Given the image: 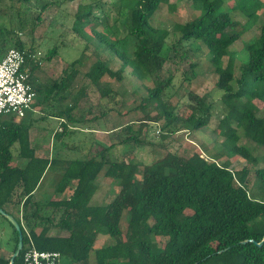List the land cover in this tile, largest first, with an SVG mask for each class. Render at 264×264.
Here are the masks:
<instances>
[{
	"label": "trees",
	"instance_id": "trees-1",
	"mask_svg": "<svg viewBox=\"0 0 264 264\" xmlns=\"http://www.w3.org/2000/svg\"><path fill=\"white\" fill-rule=\"evenodd\" d=\"M15 1L21 6L16 7ZM33 1L39 4V11L33 9ZM73 1L0 0V60L10 48L26 52L29 80L46 102L47 115L39 119L60 120L54 140L63 147H67L63 140L68 136L96 124L124 104L123 93L116 86L127 77L136 80L146 90L136 108L142 116L137 128L134 121L123 126L120 144L143 146L153 155L162 149L169 152L152 164L133 158L126 161L124 156L112 160L113 144H99L83 157L40 156L30 133L38 119L2 117L0 208L18 219L24 243L15 264H24L30 238L39 250L60 251L64 264H264V166L261 158L240 142L239 133L247 122L246 136L264 148V115L254 102L264 103V23L259 34L243 45L246 59L240 62L237 73L240 55L234 45L248 33L252 15L243 8L245 0H236L228 9L226 0H185L193 8L192 15L186 22L175 23L172 30L153 24L162 5L172 6L169 0L80 3L72 30L85 42L82 54L66 64L61 77L42 82L37 76L42 63L38 49L23 40L19 30L28 27L32 36L45 11ZM99 8L103 17L96 13ZM239 11L247 15V23L236 19ZM22 12L31 16L30 22L24 21ZM123 15L126 33L111 38L105 30L113 28ZM89 23L97 26L86 31ZM91 45H95L93 53L98 57L73 93L80 67L91 58ZM204 48L215 67V91L223 103V114L213 133L221 129L224 139L218 155L211 159L204 155L208 148L204 143L201 151L190 156L173 152L168 145L171 136L183 130L206 131L213 118L214 102L208 103L209 94L188 91L183 107L190 113L184 116L181 104H173L170 92L177 73L181 72L184 81L198 77L197 55ZM99 51L109 60L102 59ZM58 52L56 45L44 59L52 60ZM110 60L119 63L116 69ZM148 80L153 87L147 86ZM91 92L98 93L101 109L97 111L92 106L81 107L83 100L92 99ZM152 123L161 127L160 148L147 136L142 139L144 129ZM222 157L227 159L220 163ZM235 157L244 162L240 169L233 168ZM48 172L60 175L56 192L62 198L43 203L34 199V193ZM100 177L116 183V194L107 204L92 203ZM15 209L20 210L21 218ZM3 218L14 229L13 254L19 232ZM53 228L65 230L67 235H50ZM100 231L113 243L96 248ZM11 256L0 255V264H10Z\"/></svg>",
	"mask_w": 264,
	"mask_h": 264
},
{
	"label": "rangeland",
	"instance_id": "rangeland-1",
	"mask_svg": "<svg viewBox=\"0 0 264 264\" xmlns=\"http://www.w3.org/2000/svg\"><path fill=\"white\" fill-rule=\"evenodd\" d=\"M94 1L97 0H75L62 6H53L49 8L42 15L43 21L41 24L37 25L32 36L28 27L19 30L20 37L23 40L29 42L30 45L33 44V46L38 49V58L42 60V63L40 65L39 71L37 72V76L42 82L51 79L54 80L61 77L66 64L73 62L81 56L85 42L80 40L72 30L74 14L80 3H92ZM110 1L112 0H104V2L106 3ZM169 1L172 6L170 7L168 4L162 5L155 15L153 24L163 29L172 30L175 23L186 22L190 18L193 12V8L185 0ZM236 2V0H233L231 2L230 0H226V9H228L227 7H234ZM31 4L33 6V9L37 11L40 10L39 4L36 1H33ZM14 5L16 7L21 6L20 1H15ZM25 8L26 6H23V10H25ZM243 8L248 10L252 15L249 18L250 23L248 25L247 15L242 13L241 11L236 12V19L241 23H247V26H249L248 33L245 34V36H243L241 40L234 45V49L240 55V58L236 61L237 73L240 62L246 59V52L242 50L243 45L259 34L260 28L264 23V0H245ZM96 13L100 17H103V11L101 8L97 9ZM22 18L24 19V21L25 19H28V21L30 22L31 16L22 12ZM96 26L97 23H89L85 29L86 31H91V29ZM105 32L111 38L124 36V34L126 33V16L123 15L121 21L116 23L113 28L106 29ZM56 45L59 46L58 55L55 56L52 60L44 59L48 50ZM93 50H95V45H91L88 51V54L91 55V58L88 60V62H86V65L84 67H80V75L78 76L73 86V93H76L81 87L85 80V73L89 70L90 66L96 61L98 57L95 56ZM98 53L102 59L109 60L107 54H102L101 51H99ZM197 58L199 60L198 77L196 79H192L191 81H184L182 76H180L181 72L177 73L174 81V88L170 90V92L172 93L171 99L173 101V104H177L178 102L181 104V113L184 116H187L190 111L187 107H183V105L186 104L187 101L186 93L188 91H194L195 93L200 95L209 94L210 99H208V103H210L211 101L214 102L213 118L206 131L199 130L191 132L189 130H183L171 136L168 145L171 151L178 152L181 155L190 156L195 151H201L200 147L204 143L209 148H206L204 155L211 159L213 158V156L218 155V152L221 149L220 143L224 139V136L221 134V129L216 132V135L213 133V130L218 123V119L221 118L223 114V103L220 93L215 91V80L217 76L215 74V67L211 62V56L208 53V50L206 48L202 49V51L197 55ZM227 62L228 58L226 57L224 59V65H226ZM109 63L113 69H116L119 65L117 61L110 60ZM127 76H131V74H128ZM106 80H109V78L106 77ZM147 86L153 87V83L151 80L147 81ZM116 88L123 93L124 104L118 105L117 107L113 105V107H115V109H113L115 114H112L113 111L108 113L109 116L111 115L110 118L112 117V115L114 116L113 118L115 120V124H117L118 122V125L120 126L119 131L115 132V134L119 133L121 143L123 139L122 128L126 123L134 121L135 127L137 128L139 126L137 120L142 116V112L136 108L145 96L146 90L142 88L136 80L130 77H127L123 82L117 85ZM97 94V92H91L92 99L83 100L81 102V107L88 109L89 106H92V109L96 111L98 109H101V105L98 104L97 101ZM254 102L261 109V113L259 114L264 115V103L260 100H255ZM105 104L108 105L109 103L107 102ZM45 107L46 102H43L42 97L38 95L37 103L35 105L36 110L30 111V118H38V120L35 121L34 126L30 132L33 144L41 150L43 155L46 156L58 155L62 157L72 158L73 156L83 157L87 155L91 148L88 137L84 138L82 136V131H79V133H77L78 136L75 140L76 143L79 144V149L73 150V152H70V150L66 149V147H63L61 142L60 144L55 142L54 133L58 130L60 121L59 119H56L54 117L39 119L42 116L47 115V111H44ZM57 108H61V105H58ZM87 109L84 113L87 112ZM39 111H41L40 114ZM87 116L90 117L91 115L88 113ZM109 122L110 121L107 120V123L104 124L105 128L112 127L111 122ZM247 126V122H245L243 127L239 130V133L242 136L240 142L247 144L251 148L252 153L255 156L261 158V166H264V148L260 147L246 136L244 131ZM158 129H161L159 124H150L147 128L144 129L142 139L146 138L147 136L149 139L156 142L157 148H160L161 145L159 144H162L163 140L161 139V135L157 134ZM72 140V138H66L63 140V143L68 142L69 146L70 144L73 146V143H69L72 142ZM168 152L169 151H167L166 149H162L160 153L153 155L150 149L146 147L138 146L134 148L130 144H120L114 150H112L110 157L112 160H115L120 159L124 156L126 161H129L133 158L137 162L152 164L164 157ZM226 159L227 157H222L219 158L218 161L221 163ZM14 162L17 161L15 160ZM243 164L244 162L241 160V158L236 159L235 157L233 161V168L240 169ZM140 177V175H137V178ZM59 180L60 175L48 172L37 193L34 195V199L43 200V203H45V200H48L49 198H62V195H59L56 192V186ZM97 182L100 186V189L92 199V203L105 204L114 197V190H111L109 187L104 188L103 186H101V177L97 180ZM113 182L115 183V181ZM14 212L17 217L21 218V212L19 209H15ZM57 214V217H59L60 213L58 212ZM127 216L128 212L126 211L124 219H127ZM14 235L15 234L13 227L6 219L3 218V216L0 215V255L8 257L11 256L15 245L13 240ZM50 235L65 236L67 235V232L62 229L53 228L50 231ZM111 243H113L112 238L109 235H106L103 231H100V235L95 243V247L99 248Z\"/></svg>",
	"mask_w": 264,
	"mask_h": 264
},
{
	"label": "built area",
	"instance_id": "built-area-1",
	"mask_svg": "<svg viewBox=\"0 0 264 264\" xmlns=\"http://www.w3.org/2000/svg\"><path fill=\"white\" fill-rule=\"evenodd\" d=\"M27 58L25 51L10 48L0 60V119L10 116L21 120L37 102V92L29 80ZM157 134H160V129ZM23 263L64 264V256L56 250H39L30 238V243L24 250Z\"/></svg>",
	"mask_w": 264,
	"mask_h": 264
},
{
	"label": "crops",
	"instance_id": "crops-1",
	"mask_svg": "<svg viewBox=\"0 0 264 264\" xmlns=\"http://www.w3.org/2000/svg\"><path fill=\"white\" fill-rule=\"evenodd\" d=\"M31 110H33V111L36 110L35 106ZM30 111L27 113V116L25 118H27L28 120L35 119V118H30ZM40 113H41V111H39V114ZM112 114H115L114 111L112 112ZM110 116H109V113H108L105 117L100 118L96 124L90 125L86 129L81 130L83 132L82 136L84 138L88 137L91 149H95L99 144H105V145L113 144L114 146H113V148L110 151V154H111L112 150H114L117 146L120 145V135H119V133L115 134V132L119 131V129H120L119 127L120 126L118 125V122H117V124H115V120L113 118L114 116L112 115L111 118H110ZM107 120L111 122V124H112L111 128L110 127L109 128L108 127L107 128L104 127V124L107 123ZM17 121H19V120H17ZM76 128L77 127L72 126V129H76ZM77 133H79V132H77ZM77 133L75 132V133H73V134H71L70 136L67 137V138H72L73 139L72 142H69V143H73V146L71 144L69 146L68 142L64 143L67 146L66 149L70 150V152L71 151L73 152V150L79 149L78 148L79 144L76 143V141H75L76 137L78 136ZM81 147H83V146H81ZM36 148H37L38 154L40 156L43 155L41 150L38 149V147H36ZM80 149H82V148H80ZM72 158H74V156ZM101 178H102V182H100L101 183L100 185L103 186L104 188L109 187L111 190H114V194H116V191H115L116 183H114L113 181H109V180L105 179L104 177H101ZM97 185H98V187H100L98 182H97ZM99 189L100 188H98V191H99ZM37 191L34 193V195L37 193ZM56 199H59V198H56ZM36 200L40 201V199H36ZM110 201H108L106 203L104 202V203L107 204Z\"/></svg>",
	"mask_w": 264,
	"mask_h": 264
},
{
	"label": "water",
	"instance_id": "water-1",
	"mask_svg": "<svg viewBox=\"0 0 264 264\" xmlns=\"http://www.w3.org/2000/svg\"><path fill=\"white\" fill-rule=\"evenodd\" d=\"M0 214L3 215L5 218H7L17 229L19 232V241L17 245L16 251L12 254L11 259H10V264H15L16 258L20 255L21 251L23 250L24 243H23V233L21 229V225L16 217L13 215L7 213L4 211L2 208H0ZM263 241L258 243L259 245H262Z\"/></svg>",
	"mask_w": 264,
	"mask_h": 264
}]
</instances>
